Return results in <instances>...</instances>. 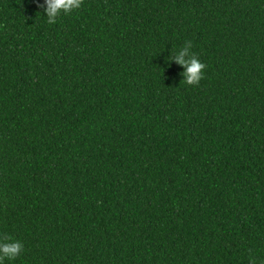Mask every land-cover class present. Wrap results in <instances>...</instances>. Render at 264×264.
<instances>
[{
  "label": "trees",
  "instance_id": "1",
  "mask_svg": "<svg viewBox=\"0 0 264 264\" xmlns=\"http://www.w3.org/2000/svg\"><path fill=\"white\" fill-rule=\"evenodd\" d=\"M42 3L0 0L6 264H264V0Z\"/></svg>",
  "mask_w": 264,
  "mask_h": 264
},
{
  "label": "clouds",
  "instance_id": "2",
  "mask_svg": "<svg viewBox=\"0 0 264 264\" xmlns=\"http://www.w3.org/2000/svg\"><path fill=\"white\" fill-rule=\"evenodd\" d=\"M82 6L83 0H43V3L39 4L49 25L57 23L61 16L71 15L80 10ZM167 61L169 63L174 62L184 69L182 82L187 85H198L203 79L206 65L192 51L191 41H186L183 47H180L167 58ZM23 251L24 245L19 240L0 236V264L14 261L20 257ZM250 264H256L255 260L251 259Z\"/></svg>",
  "mask_w": 264,
  "mask_h": 264
}]
</instances>
